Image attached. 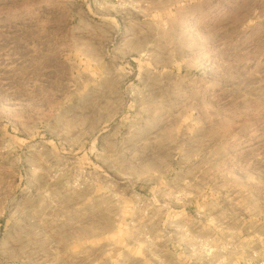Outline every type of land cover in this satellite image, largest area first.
<instances>
[{"label":"rangeland","instance_id":"374dc122","mask_svg":"<svg viewBox=\"0 0 264 264\" xmlns=\"http://www.w3.org/2000/svg\"><path fill=\"white\" fill-rule=\"evenodd\" d=\"M0 264H264V0H0Z\"/></svg>","mask_w":264,"mask_h":264}]
</instances>
